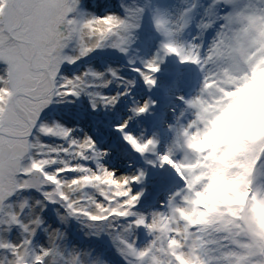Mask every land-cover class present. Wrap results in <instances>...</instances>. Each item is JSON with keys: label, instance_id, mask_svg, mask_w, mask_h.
<instances>
[{"label": "snow or ice", "instance_id": "obj_1", "mask_svg": "<svg viewBox=\"0 0 264 264\" xmlns=\"http://www.w3.org/2000/svg\"><path fill=\"white\" fill-rule=\"evenodd\" d=\"M261 73L264 0H0V264H264V137L194 147Z\"/></svg>", "mask_w": 264, "mask_h": 264}, {"label": "clouds", "instance_id": "obj_2", "mask_svg": "<svg viewBox=\"0 0 264 264\" xmlns=\"http://www.w3.org/2000/svg\"><path fill=\"white\" fill-rule=\"evenodd\" d=\"M245 92L218 120L203 142L194 145L197 150H216L221 145H227V150L220 157L223 161L239 153L244 141L264 137V73H261L258 83ZM231 187L221 185L218 178L213 186V195L222 198ZM258 214L264 223V209H258Z\"/></svg>", "mask_w": 264, "mask_h": 264}, {"label": "rangeland", "instance_id": "obj_3", "mask_svg": "<svg viewBox=\"0 0 264 264\" xmlns=\"http://www.w3.org/2000/svg\"><path fill=\"white\" fill-rule=\"evenodd\" d=\"M185 77L188 82V86L186 88H182L181 92L185 95H194L199 89L200 77L195 71H186ZM142 87L143 86L141 85V89ZM244 94H246V92ZM144 98H147L146 93L144 94ZM153 99H156L159 102L155 110V115H150L147 118H142V124L140 125L141 128L147 126L148 132H151L153 130L152 124L154 121L159 120L161 113L169 111L171 106L177 103L173 97L165 98L160 91L154 92ZM85 126L87 131H89L91 134H95L94 129H92L91 127H87V125ZM160 128L162 131V126H160ZM102 132L103 135L97 136L98 140H101L102 142L106 141L108 146L115 148L117 151H126L124 146L120 144L119 137L117 136V134L113 133L109 127H103ZM168 182L171 183L170 180ZM160 199H163L162 192L160 193Z\"/></svg>", "mask_w": 264, "mask_h": 264}]
</instances>
